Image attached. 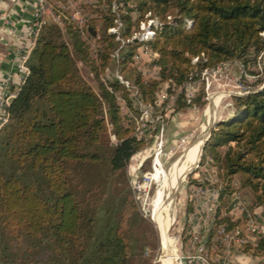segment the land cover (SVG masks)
I'll return each instance as SVG.
<instances>
[{
    "label": "trees",
    "instance_id": "1",
    "mask_svg": "<svg viewBox=\"0 0 264 264\" xmlns=\"http://www.w3.org/2000/svg\"><path fill=\"white\" fill-rule=\"evenodd\" d=\"M46 1L61 26L41 27L29 74L0 127V264H130L151 239L126 175L145 143L122 115L118 97L137 113L135 100L154 105L167 83L169 93L182 89L172 114L182 111L192 74L234 61L246 68L264 51V0H96L86 5L90 16L82 30L61 0ZM147 16L160 25L153 39L141 42L133 34ZM116 20L119 38L108 33ZM88 40L97 43L96 58ZM141 46L156 55L151 65L158 79L144 81L133 67ZM116 52L119 75L137 97L117 78L100 80ZM77 63L89 69L99 93ZM254 85L248 94L231 97L234 111L210 131L202 161L209 159L217 170L221 201L239 177V188L264 211V81ZM201 97L196 102L204 105ZM186 212L191 215L190 204ZM217 212L207 244L220 225H236ZM245 251L264 257V234Z\"/></svg>",
    "mask_w": 264,
    "mask_h": 264
},
{
    "label": "rangeland",
    "instance_id": "2",
    "mask_svg": "<svg viewBox=\"0 0 264 264\" xmlns=\"http://www.w3.org/2000/svg\"><path fill=\"white\" fill-rule=\"evenodd\" d=\"M61 1L64 10L68 12L70 18L74 16L77 19H84V21L90 16L86 10V5L96 4V0ZM50 8L52 13L56 15L52 10V6ZM133 17L136 19L135 15ZM148 19L149 17H146V21ZM45 20L48 24L54 23L50 16H46ZM146 21L140 22L133 37L135 35L139 37L140 33L143 32L140 29L141 23H146ZM186 27H189V25L186 24ZM97 28L102 29V23H98ZM108 33H110L109 30ZM1 34H3L2 31H0V37ZM83 34V37H87L85 31H83ZM27 40L29 46L31 39L28 34ZM88 41L91 56L96 58L97 43L93 40ZM27 48L22 47L15 50L13 55L15 70L21 62V54L25 53ZM145 48L141 46L135 51L133 67L141 73L144 81L158 79L159 70L151 65L154 57L150 53L143 52ZM117 59L118 53L116 52L114 61L109 69L106 70L105 74L100 75L102 82L112 80L113 78H117V76L122 78L119 75ZM77 67L82 78L96 93H99L98 82L89 72V69L81 63H77ZM17 76L18 82L20 75L17 73ZM197 76L196 74H192V79L189 81L191 83V89L194 92L192 103L189 105L186 103L188 106L176 114H172V112L182 89H173L169 93L167 83L160 85L156 93L154 105L142 104L140 101L135 100L134 106L138 109L137 113L129 111L118 97L122 115L131 123L135 135L144 139L145 147L132 157L126 168V175L138 213L146 223L152 226L150 228L148 224H145L146 230L151 237L149 246L130 264H162V249L159 234L157 228L151 221L153 201L161 183V179L156 172V163L166 177L171 175L173 170L176 169L184 150L189 147L191 148L197 137L201 135L206 110L212 102L215 103L210 115L212 122L226 120L232 115L234 108L231 97L242 96L246 91H252L256 88V85H254L256 81H264V51L256 60L250 61L246 68H243L240 62L234 61L219 65L214 69H208V72L204 76L209 81V88L207 90L205 88V78L201 79L200 75ZM7 78L10 79L6 85L8 92L4 94L5 88H3V84H5ZM2 81L0 98L5 99L14 93L13 88L15 85L13 87L11 86L12 78L10 76L3 78ZM17 87L18 83L15 90ZM129 87L133 93L132 97H137L136 88L131 84ZM261 88L262 86L259 87V89ZM185 92L184 87V100ZM199 96H202L201 102H204V105L196 102ZM2 122L3 116L0 114V124ZM108 142H115L112 135H108ZM153 167L154 179L152 178ZM190 181H197L201 185H193ZM239 186V177H235L231 184V194L223 196L222 201L218 199V204L216 206L214 204L211 212L205 210L206 204L202 197L198 195L194 197L193 191L198 189V187L208 188L215 191L219 197V193L223 189V184L218 178L217 170L212 166V162L209 159L202 161V151H200L197 163L185 175L177 191L169 220L168 233L170 239L175 241L172 240L176 249V256L178 257L177 264H195L191 262L192 257L196 255V246L192 242L193 235H199L203 239L204 247L205 245L207 246L205 247L207 264H242V261H245V264H262L264 257L253 256L252 252H246L245 250L248 246L255 245L258 237L264 234V211L260 207H254L250 201V194L240 189ZM234 196H237V199L249 211L257 213L254 214L256 232L252 233L249 231V224L240 215L239 209L231 210V203ZM188 204L192 208L191 215H188L186 212ZM216 211H218L219 218L227 217L231 222L236 223V225L232 228H227L226 224L220 225L215 229L213 237L209 241L210 244H207L209 229L214 225ZM221 228H224V233L220 232ZM235 228L240 230L239 235L234 234L233 230Z\"/></svg>",
    "mask_w": 264,
    "mask_h": 264
},
{
    "label": "built area",
    "instance_id": "3",
    "mask_svg": "<svg viewBox=\"0 0 264 264\" xmlns=\"http://www.w3.org/2000/svg\"><path fill=\"white\" fill-rule=\"evenodd\" d=\"M31 1L34 4V13H33L32 18L28 24V33H27L31 40H30L29 47L27 48V51H25V53L21 54L20 64H18L16 67V72L20 75V80L18 81L17 89L14 91V93L12 95L8 96L7 98H5V99L0 98V114L3 116V122L0 124V127L2 125H4L7 121V116H8L7 108L9 106L10 101L13 98H15L17 91L19 90V87L22 85V83L24 82V80L26 79V77L29 74V69L27 67L28 58L30 56V53H31L33 47L35 46V42H36V39H37V36H38V33H39L41 27L44 24H46L45 17L50 16L52 21L54 22V24H56L58 26L61 25L59 17L52 13L50 5L47 3L46 0H31ZM114 5L115 4H113V7L115 9ZM71 20L76 22L79 29L82 30L84 28V23H85L84 19H77L76 17L71 16ZM186 24L191 26L190 21H187ZM159 25H160V23L155 18H149L146 21V23L145 22L141 23L140 29L143 32L140 33L139 37H137L135 35L134 38L138 39L141 42L153 39L155 36V29L157 27H159ZM120 28H121V23L119 21H116V26L114 28L109 29V32L112 34H115L117 36V38H119ZM143 52L152 54L147 48H145ZM152 56L155 57L156 55L152 54ZM0 59H1V57H0ZM192 62L193 63L197 62V59H193ZM211 71H214V70H211ZM207 72H208V69L203 70L200 73V78L201 79L205 78L206 90L209 88L208 78L204 77ZM117 79L121 83H123L126 87H129V83L124 81L121 77L117 76ZM191 79L192 78H190V80ZM9 80L10 79L7 78L5 80L6 81L5 84H3V88H5L4 94H6L8 92V90H7L8 87H6V85L8 84ZM185 91H186L185 92V101L189 105L192 103V101L194 99V92L191 89V83L188 82L186 84ZM249 92L250 91H246L244 95L248 94ZM152 178L154 179V167H153ZM193 194H194V197H196V195L202 197L204 203L206 204L205 210H207L208 212L212 211L214 204H215V206H216V204H218V199H219L218 194L213 190H210L208 188L198 187V189H195L193 191ZM231 208H232L231 210H238L239 209L240 215L243 216L245 218V221L247 222V224H249L248 225L249 231H251L252 233L256 232V226L254 225V219H255L254 214H257V213H255L253 211H249L245 206H243L242 203L237 199V196H234V198L232 199ZM204 213H205V211H204ZM200 217H203V216H200ZM201 220H203V219H201ZM200 222H198V223L200 224ZM220 230H221L220 232L224 233V228H221ZM233 232L235 235L240 234V230L237 228H235L233 230ZM202 240L203 239L199 235H193L192 242L196 246V250H195L196 255H194L192 257L191 262H193L195 264H207V254H206L204 243ZM262 261H264V258Z\"/></svg>",
    "mask_w": 264,
    "mask_h": 264
},
{
    "label": "bare ground",
    "instance_id": "4",
    "mask_svg": "<svg viewBox=\"0 0 264 264\" xmlns=\"http://www.w3.org/2000/svg\"><path fill=\"white\" fill-rule=\"evenodd\" d=\"M213 98V97H212ZM218 100V99H217ZM215 103H211L206 110L205 122L201 131V135L197 137L194 145L186 148L181 155L177 167L169 177H166L156 163V172L161 179L159 189L155 194L153 201L151 220L160 234V242L162 246V264H176V249L169 237V220L171 217L172 207L175 197L185 175L194 168L198 161L200 148L205 139L206 131L212 122L211 111Z\"/></svg>",
    "mask_w": 264,
    "mask_h": 264
},
{
    "label": "crops",
    "instance_id": "5",
    "mask_svg": "<svg viewBox=\"0 0 264 264\" xmlns=\"http://www.w3.org/2000/svg\"><path fill=\"white\" fill-rule=\"evenodd\" d=\"M33 13L34 4L31 0H0V31L3 33L0 37V88L3 84V78L7 76L12 78L11 86H17L18 76L14 69L13 55L15 50L29 47L27 29ZM15 87L13 88L14 91ZM177 260L178 257H176V264ZM245 263L242 261V264Z\"/></svg>",
    "mask_w": 264,
    "mask_h": 264
},
{
    "label": "water",
    "instance_id": "6",
    "mask_svg": "<svg viewBox=\"0 0 264 264\" xmlns=\"http://www.w3.org/2000/svg\"><path fill=\"white\" fill-rule=\"evenodd\" d=\"M89 31H90V30H89ZM92 36H95V33H94V32L92 33ZM217 123H218V122L213 121V122L208 126L207 131H206V135H205V139H204V141L202 142V147L200 148V151H202V148H203V146H204L206 140L208 139V137H209V135H210V131L216 126ZM199 153H200V152H199Z\"/></svg>",
    "mask_w": 264,
    "mask_h": 264
}]
</instances>
